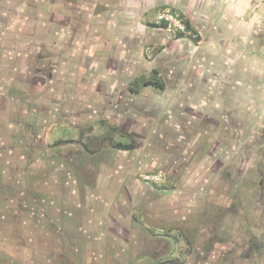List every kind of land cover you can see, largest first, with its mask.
<instances>
[{
  "label": "rangeland",
  "instance_id": "374dc122",
  "mask_svg": "<svg viewBox=\"0 0 264 264\" xmlns=\"http://www.w3.org/2000/svg\"><path fill=\"white\" fill-rule=\"evenodd\" d=\"M238 1L0 0V264H264V30ZM171 9L199 40L150 28Z\"/></svg>",
  "mask_w": 264,
  "mask_h": 264
},
{
  "label": "trees",
  "instance_id": "16d2710c",
  "mask_svg": "<svg viewBox=\"0 0 264 264\" xmlns=\"http://www.w3.org/2000/svg\"><path fill=\"white\" fill-rule=\"evenodd\" d=\"M163 7H166L165 5H162ZM175 9H172V11L170 10L171 15L176 18L179 19L183 24V28H179L176 25H174L171 20H169L168 18H166L165 16H161L160 20L158 22L156 21H151L148 22L147 24L150 26V28H161V29H174V35L177 38H181V37H189L192 38L193 40H199V35L197 32H195V30H192V23L190 21L189 18L185 17L183 13L179 12L178 14L174 13ZM145 86H153L154 88H159V89H163L164 88V83L161 82L158 78L157 79H149L147 81L144 82ZM56 141L54 144L55 145H59L62 142H70V141ZM59 143V144H58ZM86 148L87 145L85 144ZM111 146L116 148V149H121V150H130L132 148H134V141L131 142H121V141H117V142H112ZM90 153H93L94 150L93 149H89ZM248 178V177H247ZM244 184L248 182V179H246V181H242ZM260 185V182H259ZM244 187V186H243ZM243 189V188H242ZM241 189V190H242ZM240 194L243 193V191H239ZM238 200L241 199V195L237 196Z\"/></svg>",
  "mask_w": 264,
  "mask_h": 264
},
{
  "label": "flooded vegetation",
  "instance_id": "af4514ba",
  "mask_svg": "<svg viewBox=\"0 0 264 264\" xmlns=\"http://www.w3.org/2000/svg\"><path fill=\"white\" fill-rule=\"evenodd\" d=\"M262 5H264V0H241V1L239 0L235 4L234 3L233 4L226 3V5H225V10L227 13L226 15H229L230 17H232L234 20V23H235L236 19L241 20L242 18H244V16H247L250 13H252L253 15L255 14V16L258 17V21H261L264 19V6H262ZM177 10H174L175 14H178L179 12L183 13L184 16L189 18L191 23H192V20H191L190 16H188V14L184 13L180 9H177ZM171 11H172V9H171ZM240 14L242 16H240ZM169 15H171V14H169ZM174 19L176 20V18H174ZM177 20L179 21V26L182 25V27H179L178 25H176V26L182 29L184 24L179 19H177ZM245 20H248V19H245ZM192 30H197L196 26H194L193 23H192ZM258 49L260 51V54H264L263 48L262 49L258 48ZM260 186H264V185H262V181H260Z\"/></svg>",
  "mask_w": 264,
  "mask_h": 264
},
{
  "label": "crops",
  "instance_id": "0c3cea01",
  "mask_svg": "<svg viewBox=\"0 0 264 264\" xmlns=\"http://www.w3.org/2000/svg\"><path fill=\"white\" fill-rule=\"evenodd\" d=\"M262 6H264V5H262ZM241 20H245V19H241ZM245 21H247V20H245ZM260 22H262L260 25H261V28H260V26L259 27H256L255 26V28L251 31L252 33H263V30H264V19L263 20H261ZM19 64V63H18ZM17 66V65H16ZM18 67V66H17ZM41 67H39V68H36V70H38V69H40ZM27 69V68H26ZM256 69V68H255ZM254 69V67L252 66V68H251V70H255ZM251 70L250 69H248V73L249 72H251ZM257 70H259L258 68H257ZM258 83H259V80H257L256 81V84L258 85Z\"/></svg>",
  "mask_w": 264,
  "mask_h": 264
}]
</instances>
